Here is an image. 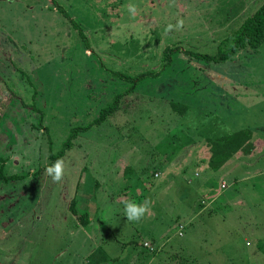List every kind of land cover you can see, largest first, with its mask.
Segmentation results:
<instances>
[{
	"label": "rangeland",
	"instance_id": "obj_1",
	"mask_svg": "<svg viewBox=\"0 0 264 264\" xmlns=\"http://www.w3.org/2000/svg\"><path fill=\"white\" fill-rule=\"evenodd\" d=\"M263 3L0 0L1 73L20 97L0 173L25 176H0V264H264V43L190 55L228 48ZM113 72L156 76L92 125L132 85ZM241 129L250 152L208 169V140Z\"/></svg>",
	"mask_w": 264,
	"mask_h": 264
},
{
	"label": "trees",
	"instance_id": "obj_2",
	"mask_svg": "<svg viewBox=\"0 0 264 264\" xmlns=\"http://www.w3.org/2000/svg\"><path fill=\"white\" fill-rule=\"evenodd\" d=\"M66 18L69 19L67 14H64ZM229 42L228 48L222 49L220 48L216 54H194L190 53L191 56H198L201 59L205 60L206 62H213V63H220L229 59L231 56L236 55L240 50L249 48L252 50H256L260 45L264 43V3L249 17H247L244 22L240 25V27L231 35L229 36L222 44ZM180 49L166 47L163 52L162 63L163 66H169L172 64V55L175 52H179ZM188 51H186L187 54ZM1 53H0V123L3 120L5 114L7 113L11 104L16 101L20 100V97L17 93H15L11 88H9V84L7 80L3 77L1 73ZM115 75L122 77L124 80L132 81L131 87L124 91L123 93L118 94L115 97L114 102L101 110L100 116L94 124H100L104 120L108 118L111 114L115 113L120 106V99L124 97V95L132 92L137 84L141 81L146 79L147 77L154 78L156 75L154 73H140L135 77H130L128 75H124L118 72H113ZM174 110L179 111L180 113L184 114L186 108L179 105L178 103H173L172 105ZM34 109L40 113V118L42 120L43 112L40 109H37L36 106H31V109ZM92 125L84 128H79V130H86L90 128ZM76 129L75 131H77ZM252 133L251 129H241L234 133H231L227 136L209 139L208 146L210 148V157L207 160L208 169H212L213 171H218L221 167H223L229 160H231L237 153L243 152L246 153L253 148L252 143ZM250 152V151H249ZM64 150L58 152L55 155H50L52 162L50 164H55L59 161V159L63 156ZM3 159L0 158V161ZM0 175L4 180L9 179H17L22 180L25 176H18V175H4L2 172ZM69 211L72 213L73 216L77 217L80 221L82 227L87 226L90 221V217L88 212L79 213L76 208V202L73 199L69 206ZM258 244L263 247L264 244L260 241Z\"/></svg>",
	"mask_w": 264,
	"mask_h": 264
},
{
	"label": "built area",
	"instance_id": "obj_3",
	"mask_svg": "<svg viewBox=\"0 0 264 264\" xmlns=\"http://www.w3.org/2000/svg\"><path fill=\"white\" fill-rule=\"evenodd\" d=\"M144 246L146 247V249L149 251H153L152 247L150 245H148L147 243L144 244Z\"/></svg>",
	"mask_w": 264,
	"mask_h": 264
},
{
	"label": "crops",
	"instance_id": "obj_4",
	"mask_svg": "<svg viewBox=\"0 0 264 264\" xmlns=\"http://www.w3.org/2000/svg\"><path fill=\"white\" fill-rule=\"evenodd\" d=\"M206 167H208V165L206 164Z\"/></svg>",
	"mask_w": 264,
	"mask_h": 264
}]
</instances>
